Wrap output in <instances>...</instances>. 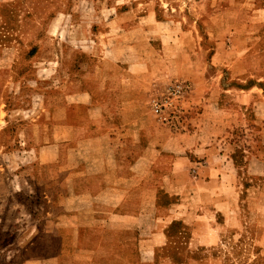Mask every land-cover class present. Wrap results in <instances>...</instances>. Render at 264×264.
<instances>
[{
    "label": "crops",
    "instance_id": "crops-1",
    "mask_svg": "<svg viewBox=\"0 0 264 264\" xmlns=\"http://www.w3.org/2000/svg\"><path fill=\"white\" fill-rule=\"evenodd\" d=\"M45 4L0 0V174L41 187L37 199L50 206L42 232L54 239L22 264H223L193 250L210 247L215 230L238 233L248 214L263 254L264 159L246 158L248 180L262 184L243 197L223 148L242 122L264 138V72L253 78L246 68L225 87L211 81L208 66L187 67L180 74L193 82L198 113L188 132H171L135 107L145 96L134 81L148 80L149 93L167 74H133L91 34L96 48L85 54L100 60L75 70L64 58L82 50L64 46L61 29L78 23L70 12L62 23L61 8ZM256 147L264 152V140ZM207 218L216 226L205 229Z\"/></svg>",
    "mask_w": 264,
    "mask_h": 264
},
{
    "label": "rangeland",
    "instance_id": "rangeland-1",
    "mask_svg": "<svg viewBox=\"0 0 264 264\" xmlns=\"http://www.w3.org/2000/svg\"><path fill=\"white\" fill-rule=\"evenodd\" d=\"M35 1H43L46 6L55 9L61 8V13H65L61 14L62 23L68 12L76 19L77 25L66 23V26L62 24L61 29L62 44L82 50L73 58H64L65 63L70 64V61L75 70L79 71L81 67L100 60L85 54L88 48H96L88 40L91 34L99 38L98 49L114 52L115 56L110 55L108 59H120L119 65L130 67L133 74H167L165 79L155 78L158 81H153L149 93L148 80L144 82L140 78L134 81L145 96L136 99L135 107L140 113L152 115L157 124L171 132H188L191 119L198 113L191 99L193 82L180 74L187 67L208 66L211 81L225 87L236 83L233 79L236 72H244L246 68L253 78L264 72V0ZM52 7L45 9L46 17L48 14L52 16ZM32 15L30 10L27 16L30 18ZM118 16L121 18L118 19ZM32 28L36 30V26ZM102 28H106L103 35L100 34ZM143 28H150V31H142ZM117 38L123 45H117ZM153 48L157 51L151 55L135 56L137 49L145 53V49ZM175 81L188 83L189 90L167 109L179 125V129L174 131L153 114L151 101L165 96L167 87ZM131 88L136 95V88L133 85ZM226 97L229 95L226 94ZM249 122L233 126L224 137L225 148L221 146L224 142L216 147L218 150L223 148V153L233 159L238 174L232 187L237 188L243 197L249 188L258 190L262 184L260 181H249L245 170L246 158L264 159V152L256 147L264 138L257 133V125ZM11 179L8 180L6 173L0 174V264H22L30 258L44 255L48 251L45 242L53 244L54 241L50 235L42 232L50 206L37 199L41 187L32 185L25 177ZM213 189L216 191V184L211 186L209 192H213ZM215 221L214 218H207L202 224L209 229L208 223L214 222L216 226ZM255 221L248 214L246 218L242 216L243 229L238 233L222 232L216 237L215 230L214 237L206 240L212 245L193 250L194 255L214 259V262L217 256L223 260V264H264V253L256 247ZM216 240L222 242L218 248ZM31 243L35 244L31 246ZM208 264L216 263L211 261Z\"/></svg>",
    "mask_w": 264,
    "mask_h": 264
},
{
    "label": "built area",
    "instance_id": "built-area-1",
    "mask_svg": "<svg viewBox=\"0 0 264 264\" xmlns=\"http://www.w3.org/2000/svg\"><path fill=\"white\" fill-rule=\"evenodd\" d=\"M189 90V84L183 81L172 82L166 90V95L156 97L151 101L153 114L157 119L172 130H178L179 125L174 116H171L167 109L171 107L173 101L181 100Z\"/></svg>",
    "mask_w": 264,
    "mask_h": 264
}]
</instances>
